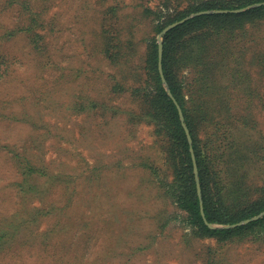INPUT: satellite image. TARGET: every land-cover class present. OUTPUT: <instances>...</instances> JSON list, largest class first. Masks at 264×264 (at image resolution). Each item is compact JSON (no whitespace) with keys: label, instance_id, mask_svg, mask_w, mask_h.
Instances as JSON below:
<instances>
[{"label":"trees","instance_id":"1","mask_svg":"<svg viewBox=\"0 0 264 264\" xmlns=\"http://www.w3.org/2000/svg\"><path fill=\"white\" fill-rule=\"evenodd\" d=\"M49 1L2 0L1 12L3 8H16L19 12L13 29L3 33V25H0V89L12 83L21 85L25 82L23 75V82H16V73L27 66L28 54L11 55L3 50L8 41L20 36L28 41L30 55L38 59V70L46 77L37 78L45 80L43 82L33 81L29 97L25 95L15 100L23 104L22 113L9 107L13 104L11 101L0 99V121L21 122L23 115L30 117L26 112L28 107L34 110L36 105L43 103L49 107L62 103L58 101L60 98H56L59 94L53 88V82L48 81L51 70L59 71L55 82H59L60 87L68 78L66 67L56 60L54 54L52 38L60 32V23L56 18H49ZM167 2H178L175 14L168 17L160 14L157 22L152 18L156 7L135 3V8L143 9L138 12L143 26L149 28L146 36L148 45L141 61L136 59L140 25L123 16L125 7L116 0L101 12L100 24L94 31L93 45L98 48L95 56L103 57L115 70L108 76L109 99L113 100V95L129 93L134 107L125 111L111 104L109 99L101 102L99 98L81 93L71 103V108L77 116L101 113L107 123L118 118L120 113H127L129 124L152 126L155 136L162 138L166 162L174 171L172 185L161 181V185L167 188V196L174 198L175 204L186 213L185 220L195 231L197 239H211L217 245L216 249L209 248L200 254L198 260L202 261L201 264H232L231 257H226L229 252L225 250L227 246L242 245L251 237L257 243L264 233V217L244 226L230 227L264 212V185L259 190L262 194L253 196L249 188L235 180L238 179L234 176L237 169L233 167L232 159L233 154L245 160L236 147L250 148L254 144L259 146L258 151H264V135L261 136L262 131L258 132L259 124L253 112L257 104L264 114V0L160 1L161 5ZM179 2L184 4L180 6ZM242 9L246 10L242 13L206 14ZM192 14L198 16L163 36L166 86L159 73L157 37L168 26ZM82 41L85 42L83 38ZM91 43L85 42V48ZM56 52L60 53L57 49ZM88 66L92 67V72L96 71L92 64ZM84 68L75 69V77L86 75L84 79L94 78ZM169 91L183 111L192 145ZM50 126L45 127V134L50 133ZM228 142L232 153H227ZM191 147L199 169L206 220L215 228L208 226L201 215ZM26 148L22 151L19 147L0 144V150H7L12 155L14 165L24 178L33 177L38 182L37 179L56 177L43 155L31 153V147ZM253 151L250 154L254 155ZM145 166L158 179L155 166L148 163ZM26 179L19 185L21 193L26 188ZM29 188L38 189V185L29 184ZM24 229V226L16 225L13 215L1 216L0 253L7 255V249L20 244L19 237ZM36 243L30 240L26 245L35 247ZM146 249V245L141 243L135 252L141 253ZM17 255L15 253L11 259H18ZM135 256L137 258L136 253H130L129 257L119 256V259L123 260L122 264H133Z\"/></svg>","mask_w":264,"mask_h":264},{"label":"rangeland","instance_id":"2","mask_svg":"<svg viewBox=\"0 0 264 264\" xmlns=\"http://www.w3.org/2000/svg\"><path fill=\"white\" fill-rule=\"evenodd\" d=\"M114 1L48 2L49 18H56L60 23V32L52 38L54 54L66 67L68 78L60 87L59 82H55L59 71L51 70V78L47 75V79L53 82L59 94L56 98L62 103L51 105L52 108L44 103L36 105L34 110L28 107L26 112L30 117L23 115L21 122L3 119L0 144L19 147L22 151L31 147V153L44 156L56 177L37 179L38 182L33 177L26 179L14 165L12 155L0 150V217L13 215L16 225L25 228L19 237L20 244L7 249V255L0 253V264H122L119 256L129 257L130 253L137 255L133 264H201L199 255L209 248H217L211 239L196 238L195 231L185 220L186 213L179 209L174 198L167 196V188L161 185V181L165 185L173 184L174 171L166 162L162 138L155 136L152 126L129 124L127 113H120L107 123L101 113L77 116L71 108V103L81 93L99 98L101 102L110 97L108 76L115 70L103 57L95 56L98 48L93 45V37L101 12ZM160 1L116 0L125 7L123 16L140 25L137 61L145 54L149 28L143 26L138 13L143 9L135 8V3L156 7L152 18L157 22L160 14L162 17L174 15L178 5V2L161 5ZM183 4L179 2L180 6ZM18 12L16 8H3V12L0 9L3 33L16 26ZM82 38L86 43L92 41L91 45L85 48ZM3 50L11 55L28 54L27 66L16 73V82H23L22 75L25 82L0 89V99L11 101L13 104L9 107L22 113L23 104L15 100L25 95L29 97L33 81L46 76L38 70V59L30 55L31 47L26 38L20 36L8 41ZM89 63L95 72L91 71ZM83 67L94 78L87 80L86 75L81 74L77 79L74 70ZM43 79L37 82L45 81ZM113 98L109 99L111 104L125 111L134 107L129 93L113 95ZM253 112L257 116L258 132L262 131L263 136L264 114L257 104ZM49 126L50 133L45 134L44 129ZM230 147L228 145L227 153H232ZM236 148L245 160L232 154V164L237 169L234 176L238 178L234 179L249 188L253 196H259L260 187L264 185V151H258L259 146L254 144L250 148ZM146 163L155 166L158 179ZM25 179L26 188L21 193L19 185ZM29 184L38 185V189H30ZM30 240L37 242L35 247L26 245ZM255 241L251 237L242 245L227 246L226 257H231L230 263L264 264V233L257 243ZM141 243L147 249L135 252ZM15 253L19 258L11 259Z\"/></svg>","mask_w":264,"mask_h":264},{"label":"water","instance_id":"3","mask_svg":"<svg viewBox=\"0 0 264 264\" xmlns=\"http://www.w3.org/2000/svg\"><path fill=\"white\" fill-rule=\"evenodd\" d=\"M245 10L246 9L236 10V11H210V12H206V14L242 13ZM196 16H198V15H195L194 17H196ZM194 17L185 18L184 20H182L180 22H177V23H174V24L168 26L167 28H165V30L163 31V33L160 36V39H159V73H160L161 79H162V81H163V83L165 85H166V80H165L164 73H163V53H164V45H163V39L162 38L170 30H172V29H174V28H176V27L184 24L185 22L189 21L190 19H193ZM169 94H170V91H169ZM170 96L174 100V102H175V104H176V106L178 108L179 115L181 117L182 126H183V128H184V130L186 132V135H187L189 144L192 145V142H193L192 141V137H191V134H190L189 129L187 128V126L185 124L183 111H182L181 107L178 105V103L175 101V99L173 98V95L170 94ZM190 151H191V154H192V161H193V167H194V174H195V178H196L197 192H198V196H199V199H200L201 215H202V218L204 219L205 223L208 226H210L211 228H215L214 226L209 225L208 222H207V220H206V216H205V212H204V205H203V200H202L201 184H200V179H199V169H198V165H197V161H196L194 149L191 147ZM263 217H264V212L262 214H260L259 216L251 219V220H245V221H243L241 223L235 224V225L230 226V227L236 228V227L244 226V225L249 224L252 221H256V220L261 219Z\"/></svg>","mask_w":264,"mask_h":264}]
</instances>
